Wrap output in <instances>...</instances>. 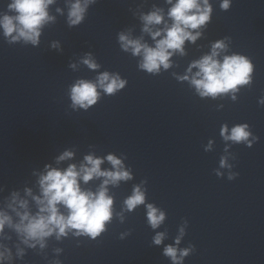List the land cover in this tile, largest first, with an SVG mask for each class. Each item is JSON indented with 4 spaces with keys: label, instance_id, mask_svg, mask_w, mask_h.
<instances>
[{
    "label": "clouds",
    "instance_id": "obj_1",
    "mask_svg": "<svg viewBox=\"0 0 264 264\" xmlns=\"http://www.w3.org/2000/svg\"><path fill=\"white\" fill-rule=\"evenodd\" d=\"M89 0H85L82 5L80 0L71 5L69 11V23L79 24L83 19L85 9ZM53 0H11L7 5L8 12L0 16V28L3 29L6 37L12 40L23 38L32 44L38 43L40 35L39 29L48 20L47 8ZM172 3V0H168ZM201 7L200 0H176V3L168 11V16L173 23L170 27L163 29V38L156 41V46L149 47L142 44L139 40L129 39L128 36L120 34L119 40L125 51L131 47L133 55L143 56V62L140 68L149 73L158 72L161 65L167 69L170 67L169 58L173 51L183 52L185 40L195 41L197 32L194 36L189 29H198L206 24L210 18L211 7L208 0H203ZM223 9L229 7V0H223L221 4ZM145 22L144 31L151 32L149 25H159L163 21L160 10L151 12L143 17ZM153 39L161 36V31L151 32ZM225 48L223 41H217L212 46L210 55L194 62L189 67H196L199 71L192 78V84L195 85L201 96L215 97L218 94L227 93L237 89L238 85L249 83L252 65L242 56L232 55L225 56L223 62L216 59L218 51ZM84 63L89 68L98 67L91 59H85ZM182 79H187L183 77ZM99 87L108 94H113L125 85V81L118 76L110 77L107 72L98 77ZM98 98L97 84L80 80L71 89V99L73 105H79L87 108L96 103ZM247 125H238L231 130V135H225V139H231L235 142L246 141L250 133L246 130ZM227 132V128L222 129L221 134ZM71 152H65L59 159L71 158ZM107 160L112 164L115 171H102L100 165L103 161L94 158L92 155L85 157V164H82L77 170L76 165H69L64 171L50 169L46 175L40 179L42 189V198L33 197L39 206L35 215H30L27 211V201H19L24 212H17L20 222L13 224L11 218L0 212V232H3L5 224L14 227L15 230L22 234L25 239L24 243L35 240L41 243L43 239L52 235L54 232L57 237L66 235L68 230H75L77 234H86L92 238L100 235L105 230V225L112 219L113 199L107 194V185L116 184L120 180L130 179L128 171L121 170L122 164L119 159L113 155L107 156ZM224 164V161H221ZM104 177L103 183L97 192L84 191L80 187L79 180L88 183L93 178ZM232 177L230 176L229 179ZM30 194V193H29ZM144 193L139 187L134 188L133 194L125 200V205L129 211L137 205L144 203ZM15 200V196H14ZM68 210L64 215L59 206ZM148 220L153 228L159 226L164 219V214H157V209L151 204L148 206ZM163 234H157L154 242L160 244ZM179 243V239H177ZM34 246V245H30ZM165 255L177 261V249L168 246L165 248ZM188 250H184L181 256L187 255ZM0 253V258H3Z\"/></svg>",
    "mask_w": 264,
    "mask_h": 264
}]
</instances>
